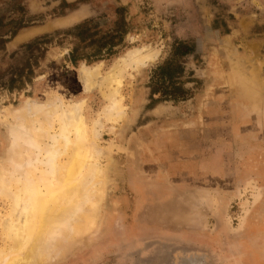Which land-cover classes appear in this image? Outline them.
<instances>
[{"label": "rangeland", "instance_id": "1", "mask_svg": "<svg viewBox=\"0 0 264 264\" xmlns=\"http://www.w3.org/2000/svg\"><path fill=\"white\" fill-rule=\"evenodd\" d=\"M119 8L122 42L73 63V39L60 33L87 20L110 30ZM45 36L52 41L35 44ZM177 42L191 47L178 55L186 98L159 100L150 76ZM133 48L147 59L105 81ZM80 64L100 66L89 89ZM110 98L119 108L109 117ZM80 101L84 153L99 173L81 181L88 199L43 242L42 264H264V0H0V183L9 191L30 179L43 188L54 107ZM1 194L0 249L10 219Z\"/></svg>", "mask_w": 264, "mask_h": 264}, {"label": "bare ground", "instance_id": "2", "mask_svg": "<svg viewBox=\"0 0 264 264\" xmlns=\"http://www.w3.org/2000/svg\"><path fill=\"white\" fill-rule=\"evenodd\" d=\"M145 53L149 54V52L146 51ZM143 55L145 54L141 49H129L128 52L121 56L118 61L113 63L109 71L105 72V81L111 82L115 80L117 76L116 72H121L123 67L128 66L131 63L137 64L141 62L142 59H147V57L145 56L146 58H144ZM78 71L83 78L82 81H84L86 89H89L92 79L101 74L99 65L86 66L80 64ZM113 93L114 91H111L109 95L113 96ZM80 107L81 101L76 103V107L71 106V109L58 108V110L54 107L59 130L55 132L56 134L54 135H46L51 140V144L47 143L48 146L43 150V154L45 153L44 156L46 157V160L43 162H45V164L51 169L49 175L50 177L53 175V181H50V177L48 180L47 177L43 180V178L37 176L39 174L35 175L36 178L38 177V180L41 178L44 190H42L43 188H40L38 182H31L34 179H30V182L26 181L20 183V186H18L15 192L9 191L6 182L0 183L2 194L10 200H8L10 202L9 212L6 213V215H9L10 219L8 221V218H6L8 222L5 226V230L3 229L6 239H8V243L6 244V247H4V245L0 249V264H42L45 258V255L43 256V242H45L46 239L51 238L63 224H66V220L70 218L72 210L80 208L81 195H84V199H88V194L85 195L83 193L84 188H82L83 184L81 181L86 180L85 178L89 173L92 175L93 173H99V169L97 170L98 167L95 166V168L93 167L94 165L92 166L90 163L87 164L88 158L83 149L85 133L82 118L79 113ZM106 107L109 108V112L107 108L104 112L107 111L108 114H110L109 117L111 114L115 115L113 111L119 108V101L110 98ZM31 110L32 113L36 111L33 104ZM70 133L73 134V138L70 137ZM34 136V140L32 139L31 143L38 147L37 141L39 138L37 140ZM32 147L35 146L32 145ZM41 151V148L38 149V154H40ZM62 154L65 155L63 157H66V160L64 159L61 161L59 159L61 162L59 161L60 163H57V159ZM40 163H42V161H40ZM85 164L86 169L84 173L82 171ZM42 169V171H45L44 168ZM44 175L46 176V172ZM21 176L23 180V175ZM12 179H14V177Z\"/></svg>", "mask_w": 264, "mask_h": 264}, {"label": "trees", "instance_id": "3", "mask_svg": "<svg viewBox=\"0 0 264 264\" xmlns=\"http://www.w3.org/2000/svg\"><path fill=\"white\" fill-rule=\"evenodd\" d=\"M116 14L117 18L113 28L105 32H101L95 24L87 20L60 33L73 39V45L69 52L70 60L73 63L83 59H98L103 52L111 53L113 48L122 42L123 36L127 32V26L122 9H117ZM51 41L52 37L45 36L38 39L35 44L40 46ZM190 48L183 42H177L170 57L152 70L150 79L154 84L151 87V95L160 91L159 100L186 98V91L182 87L181 81H178L183 72V66L178 62V55L187 54L191 50Z\"/></svg>", "mask_w": 264, "mask_h": 264}]
</instances>
